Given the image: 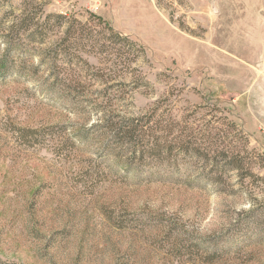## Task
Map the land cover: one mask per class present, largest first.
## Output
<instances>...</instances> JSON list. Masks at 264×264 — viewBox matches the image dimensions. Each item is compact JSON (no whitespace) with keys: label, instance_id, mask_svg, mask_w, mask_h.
Returning <instances> with one entry per match:
<instances>
[{"label":"rangeland","instance_id":"obj_1","mask_svg":"<svg viewBox=\"0 0 264 264\" xmlns=\"http://www.w3.org/2000/svg\"><path fill=\"white\" fill-rule=\"evenodd\" d=\"M24 2L66 19L13 53ZM72 19L149 61L84 45L52 66ZM0 61V264H264V0H0ZM145 114L218 165L107 155V122Z\"/></svg>","mask_w":264,"mask_h":264},{"label":"trees","instance_id":"obj_2","mask_svg":"<svg viewBox=\"0 0 264 264\" xmlns=\"http://www.w3.org/2000/svg\"><path fill=\"white\" fill-rule=\"evenodd\" d=\"M24 5L25 2L23 3V10H21L20 14L14 16L13 20L5 29L7 30V34L5 35L8 37L6 44L9 45L13 53L21 51L20 49L23 46H25V48L23 47L24 49L29 48L31 50L29 45L32 42L44 43L48 37V33L62 27L64 24L63 19H66L64 15L56 13H47L42 17L43 13H41L42 9L40 7L37 8L36 6L35 10L28 11ZM71 21L67 24L63 36L59 37L57 42L55 41L53 47L47 48L48 56L51 57L52 66H57L55 63L59 61V58L62 63H72L74 61L72 59L75 57L79 58L76 52L79 51V46L84 45H89L91 49L93 48L95 54L105 53V56H109L110 60L112 58L111 61L114 64L116 62L122 63L126 61V63H133L138 58L149 61L146 50L141 44L127 36H122L113 30L112 27L109 28L110 34L105 35L99 32L93 33L90 29L85 30L84 25L75 19ZM20 37H27L28 45L26 43L23 44L19 40ZM81 51L86 52L84 50ZM80 60L84 61L82 59ZM84 63L87 64L86 61ZM0 64H2L1 61ZM63 79H60L61 85L72 86L69 82L67 84L66 80ZM137 83L148 84L144 78L138 79ZM149 116L145 114L131 119H122L117 122H112V120L111 122H107L104 132V141H106L103 143V148L107 152L106 154L121 159H136L142 163L154 165L164 162L170 164L176 156L182 158L190 157L197 160V162H202L204 165L210 164L213 166V163L215 167L218 165L217 161H213L216 158L215 156L220 152H210L207 150V147H201L197 143L188 140L186 138L187 136H180L177 133L173 135V129L169 121L160 122L157 120L156 130L150 124V120H148ZM218 159L222 163L221 160L223 159L220 156ZM225 160L222 165H226V169L241 170L251 174L249 168H245L244 166L246 163L245 160L238 153L232 154L231 158H226ZM256 222L259 226L264 225V205L262 206L261 219L257 218Z\"/></svg>","mask_w":264,"mask_h":264}]
</instances>
